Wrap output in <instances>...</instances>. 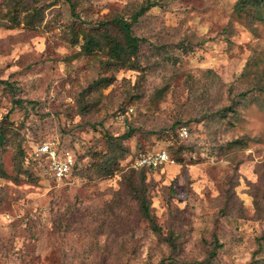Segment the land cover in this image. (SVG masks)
<instances>
[{
	"label": "rangeland",
	"instance_id": "1",
	"mask_svg": "<svg viewBox=\"0 0 264 264\" xmlns=\"http://www.w3.org/2000/svg\"><path fill=\"white\" fill-rule=\"evenodd\" d=\"M1 131L0 264H264V0H0ZM42 142L79 171L25 166Z\"/></svg>",
	"mask_w": 264,
	"mask_h": 264
},
{
	"label": "built area",
	"instance_id": "2",
	"mask_svg": "<svg viewBox=\"0 0 264 264\" xmlns=\"http://www.w3.org/2000/svg\"><path fill=\"white\" fill-rule=\"evenodd\" d=\"M132 113V110H129ZM178 135L181 138L187 136V130L184 127L178 129ZM168 161L166 153H152L140 156L134 163L133 168L157 169ZM30 162L43 163L47 172L56 182H63L70 177L72 167L75 164L73 155L66 150H62L54 142H42L27 153L24 157V163Z\"/></svg>",
	"mask_w": 264,
	"mask_h": 264
},
{
	"label": "trees",
	"instance_id": "3",
	"mask_svg": "<svg viewBox=\"0 0 264 264\" xmlns=\"http://www.w3.org/2000/svg\"><path fill=\"white\" fill-rule=\"evenodd\" d=\"M244 4V2H242ZM150 7L149 4L141 6L133 15L130 22H127L121 18H116L113 20L112 24L113 26L119 30L121 37H122V43H119L118 41H115L114 39L107 37V45H108V54L111 58H113V61L118 63L121 62V64H125L127 57L135 58L137 54V48L139 46V43L142 42V39H139L138 37L134 36L131 31V25L135 24L139 17H141ZM93 40L89 38L86 41V45H84V49L87 53H91L93 48ZM127 69H133L134 67H131V65H127ZM16 104H20V101H16ZM123 113V111L119 112L118 114ZM179 128V127H178ZM5 141V134L3 131L0 132V146ZM40 144V143H38ZM36 144L35 146H37ZM27 155V153H22V162L25 166H29L30 164L24 163V157ZM79 171V166L77 165V162L75 161L74 166L72 167V171L70 174V177H72L76 172ZM0 175H4V171L2 169V165L0 163ZM137 200H138V207L140 214L144 219H146L150 224L153 225V218L151 217L147 205V201L145 198V195L143 192H138L137 194ZM207 264H214L212 262H208Z\"/></svg>",
	"mask_w": 264,
	"mask_h": 264
}]
</instances>
